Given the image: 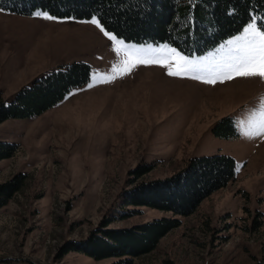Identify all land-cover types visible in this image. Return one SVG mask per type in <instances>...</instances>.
Segmentation results:
<instances>
[{
    "label": "rangeland",
    "instance_id": "obj_1",
    "mask_svg": "<svg viewBox=\"0 0 264 264\" xmlns=\"http://www.w3.org/2000/svg\"><path fill=\"white\" fill-rule=\"evenodd\" d=\"M93 16H57L41 8L0 11V97L6 102L58 64L84 61L90 67L85 83L40 113L0 122V141L16 144L11 156L0 159V183L25 175L0 206V264H109L116 257L96 259L73 249L56 255L65 241L82 240L104 220L105 227H129L172 216L147 205H124L121 193L131 183L167 176L190 156L216 152L233 158L234 178L190 213L176 215L179 224L131 264H254L264 245V133H252L264 110V80L219 75L239 54L243 42L234 38L254 17L191 55L166 41L116 35L130 62L144 61L118 76L113 66L124 70L121 61L129 57L114 52L113 42L87 22ZM254 22L264 29V20ZM176 53L195 70L168 75L177 70ZM223 115L230 116L234 135L214 133ZM139 163L152 167L130 183V170Z\"/></svg>",
    "mask_w": 264,
    "mask_h": 264
},
{
    "label": "trees",
    "instance_id": "obj_2",
    "mask_svg": "<svg viewBox=\"0 0 264 264\" xmlns=\"http://www.w3.org/2000/svg\"><path fill=\"white\" fill-rule=\"evenodd\" d=\"M0 8L17 13L45 9L57 16L75 18L95 15L115 35L132 41H166L184 54H198L238 31L255 17L264 20V0H0ZM89 65L84 61L58 64L15 90L6 102L0 97V122L9 117L36 115L61 99L69 89L87 81ZM216 135H234L229 115L213 126ZM16 144L0 141V159L11 156ZM151 163L132 168V178L148 171ZM235 176L233 158L225 153L190 156L185 163L162 178L131 183L121 193L124 205H147L169 211L129 227H105L100 222L80 241H65L56 256L68 250L93 258L116 257L109 264H131V258L151 250L157 239L179 224L176 215L193 211L201 198L224 186ZM25 175L16 173L0 183V206L21 186ZM262 256L254 264H264Z\"/></svg>",
    "mask_w": 264,
    "mask_h": 264
},
{
    "label": "snow or ice",
    "instance_id": "obj_3",
    "mask_svg": "<svg viewBox=\"0 0 264 264\" xmlns=\"http://www.w3.org/2000/svg\"><path fill=\"white\" fill-rule=\"evenodd\" d=\"M3 11V9H0ZM35 16H42L45 19L54 20L56 19L53 16H50L47 13H34ZM255 17L252 22H249L243 29V34L234 38V41H242V45H238L239 54L234 58L232 63H229L225 69L219 73L224 79L231 80L234 77H243V78H260L264 80V29L259 28L255 21ZM88 23L94 25L99 31L111 42H113L112 50L118 55L121 51H124L125 56H128L129 59L121 61V65H125L124 70L118 69L115 65L112 68V71L116 72L118 76L126 75L136 67L137 64L144 63L143 60H136L135 62H130L131 56L127 46L124 49L117 47L116 45H124V41L117 37L115 34L106 30L101 21L93 16ZM234 41L230 40L228 43L233 44ZM170 51L175 52V49ZM176 56L179 58V63L177 64L176 71H169L168 75L170 76H185L190 71L195 70V66L186 58L180 56L179 53H176ZM156 63L157 61H152ZM163 67H168V65H161ZM116 77H112L115 79ZM192 79H199L197 76H192ZM206 83H215V80H206ZM223 82V81H221ZM93 84L89 83L88 87H92ZM264 104V98L261 101ZM259 121H258V131L252 133L254 135H260L264 133V110L259 112Z\"/></svg>",
    "mask_w": 264,
    "mask_h": 264
}]
</instances>
